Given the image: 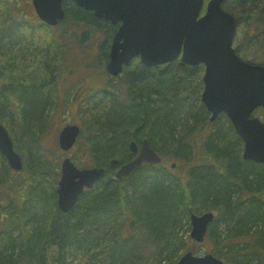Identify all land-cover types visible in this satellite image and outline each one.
<instances>
[{
	"label": "trees",
	"instance_id": "16d2710c",
	"mask_svg": "<svg viewBox=\"0 0 264 264\" xmlns=\"http://www.w3.org/2000/svg\"><path fill=\"white\" fill-rule=\"evenodd\" d=\"M9 2L0 0V123L17 140L16 149L28 140L37 150L28 147L27 155L21 154V171L11 169L5 158L6 171L0 177V264H73L77 254L82 257L76 264H174L187 245L181 235L183 222L190 228L191 212L206 211L216 213L207 239L230 249H220L222 253L233 251L232 262L219 250L213 251L216 256L228 264H263L258 258L264 254V163L243 158L244 143L225 113L210 122L201 100L195 99L197 105L191 100V79L201 78L203 66L177 61L178 68L161 69L160 74L146 65L133 69L127 74L130 95L123 101L114 88L100 90L109 97L108 105L91 108L83 117L97 135H81L88 144L84 153L90 152L106 171L68 213L60 210L61 171L39 138L49 126L52 108L64 109L67 101L57 100L59 86L22 66L20 59L26 62L27 54L42 58L27 34L34 35L40 27L27 25L16 13L19 8L11 9ZM64 6L66 17L59 24L69 20L72 27L82 26L80 34L72 29L78 42L101 36L105 57L119 23L98 18L71 0ZM224 7L238 21L237 53L241 56L243 48L252 45L264 50V0H225ZM69 36L67 31L64 37ZM49 59L58 61L57 56ZM223 117L228 129L218 124ZM260 117L264 120V108ZM202 135V145L196 147L194 137ZM145 137L161 157V146L173 142V155L188 164L184 175L167 168L162 157L161 163H144L129 176H118L110 160L116 157L121 164L133 159L129 142L141 143Z\"/></svg>",
	"mask_w": 264,
	"mask_h": 264
},
{
	"label": "water",
	"instance_id": "95a60500",
	"mask_svg": "<svg viewBox=\"0 0 264 264\" xmlns=\"http://www.w3.org/2000/svg\"><path fill=\"white\" fill-rule=\"evenodd\" d=\"M65 0H32L37 15L55 26L65 18ZM119 27L113 35L106 69L119 75L124 65L139 56L146 66H157L178 58L185 64L205 67L201 100L210 121L225 113L244 143L243 158L264 163V120L255 115L264 107V64L244 59L234 42L238 21L224 8L225 0H71ZM205 8V11H204ZM81 126L68 123L59 133V146L69 150L78 140ZM135 157L119 165L117 175L129 176L144 163L158 164L161 155L147 137L129 144ZM0 152L9 166L24 168L21 153L3 123H0ZM114 158L110 165H118ZM174 166V165H173ZM104 166L79 167L66 156L61 162L58 206L68 213L85 189H91L105 174ZM213 211L191 212V238L201 243L214 220ZM176 264H226L214 253L197 255L187 251Z\"/></svg>",
	"mask_w": 264,
	"mask_h": 264
},
{
	"label": "rangeland",
	"instance_id": "374dc122",
	"mask_svg": "<svg viewBox=\"0 0 264 264\" xmlns=\"http://www.w3.org/2000/svg\"><path fill=\"white\" fill-rule=\"evenodd\" d=\"M9 3L11 9H15L16 7L19 8L17 9L16 13L22 20L28 21L27 25L31 24L32 25L31 28H33L34 26H38L40 27L39 31L42 32V33H38L39 31H37L35 32L34 35H32L30 31L27 32V34L29 37L28 40L30 42H32L33 40V47L39 48L38 50L41 53H39L38 56L42 57L41 59H43L46 56V59L43 60L37 59V55L31 56L27 54L26 62L24 61L23 58L20 59V61L23 62L22 66L28 67L27 70H30L32 74L34 73L40 74L44 78L50 80L53 85L59 86L57 91L58 94L57 100L59 101V103L61 102L65 103V100L67 101V105L64 107V109H60L56 105L50 111L48 118L49 121L47 120L48 123L46 122V124H48L49 126L48 128H46L45 125L41 133V136L39 138L40 143L47 150L48 156L52 159L57 160V164L59 168L61 166L62 159L67 155L70 156L76 162V164L80 165L81 167L98 164L97 159L89 151H88L89 153H84V149L88 146L84 136L90 134H92L93 136L97 135V133L94 132V130H92L94 129V126L91 127V124L89 122L84 123L83 120L84 114L86 112L88 117L89 116L88 111L91 108L98 109L99 107V109L101 110L102 107H104V105H106L109 102V97L106 98L103 91L102 92L100 91L105 87H109L111 89L114 88L118 90L119 100L120 101L125 100L128 97V95H130L129 92L131 87L130 84L131 82L128 79L127 74H130L134 70L141 69L143 64H141L139 59H134L131 65L130 64L124 65L123 71L119 75L117 76L112 75L106 69V64L109 59L111 40L110 42H108V47H106V49L103 48V50L104 49L106 50V54L104 57V55L102 54L103 45H100L101 41L103 40V38L102 40L100 39L101 36L94 35L95 37L91 36V38H88L86 40L80 39V42H78V40H76L75 37L72 38V36L74 33L73 30L75 31L74 34L76 33L80 34L82 26L79 27V24L78 25L75 24V26L72 27L69 24V20H67L63 22L61 25L59 24L52 26V29L51 30L49 29L48 31L44 26L46 22L44 23V21L41 20L37 15L32 0H10ZM65 30H67L70 33L69 38L64 37L67 32ZM57 33H59V35H57ZM53 36L56 37V40L52 39ZM102 37H104V35H102ZM34 43L37 46H35ZM60 46L62 51L60 50ZM243 50L244 52L241 56L246 60L247 59L252 60V62L255 61L256 63L264 62V50L260 48L258 45L246 46L245 48H243ZM56 56L58 57V61L55 63L54 62L51 63L49 57L54 58ZM176 62L177 61L163 67H156V69L151 68L152 70L151 72L160 74L161 73L160 70L161 69L163 70L165 68H168V71H171L173 68H178ZM176 71L179 72L178 74H182L180 70H176ZM85 76L90 78V80L84 79L83 77ZM191 81L193 88L192 91L190 92L191 100L193 101L194 104L197 105L195 99L199 98L201 100V93L203 91L204 83L202 80V76L201 78L198 79H196V77H193ZM168 82L169 81H167V83ZM81 83L83 84L81 85ZM83 87H85L83 92H79V90L82 89ZM117 87H119L120 90ZM90 94H92V96H90ZM93 94L95 95L93 96ZM77 101L79 102L78 105H77ZM68 104L72 106H76L77 112L73 111L71 106ZM255 114L260 115V110H257ZM226 122H227L226 118L224 117L221 120H218V124L223 129H228ZM68 123L79 124L82 128V131H84L83 133L84 136L80 134V137L75 147L76 150L74 149V150L64 151L59 147L58 137L61 128ZM202 137H204V135H202L201 137L200 136L194 137L196 147L197 144L199 148L200 145H202L201 142L203 141ZM13 141L15 142L14 144H17L16 139H14ZM20 146H21L20 148L17 147V150L24 155H27L25 151L27 150L28 147L32 148V150H37V145L36 146H34V144L32 145V141H28V140L26 144H24V142L22 141ZM174 146L175 145L173 144V142L170 141L167 143V145H165V147L161 146V151H162L161 154H163L162 157L164 160L163 161L164 165L173 172H175L177 175L180 174L184 175V172L182 170L186 169V166L188 164H181L182 163L181 159L173 155L174 153H176V149L174 148ZM0 154H1L0 157V177H1L3 174H5L6 171L5 169L6 157L1 152ZM6 163L9 165L7 159H6ZM172 165H174V167H172ZM175 168H177L178 170H176ZM0 195H1V185H0ZM221 226L222 224L217 226L216 228L217 232L220 231V229L222 228ZM182 228H183V232L181 233V235L183 234V236L186 237L187 245L185 246V248H182L179 251L178 253L179 257L176 256L177 260L174 264H176L177 261L181 258V256L185 254L187 251H193V253L195 254L203 255L206 252H213L215 250L217 251L219 250V252L222 253L220 249L224 251L230 250L228 247L222 246L223 243L218 247L211 239H206V241L202 244L196 243L195 241L192 240L190 236L192 226L189 228V224L186 221L183 222ZM140 235L145 238V236L142 235V232L140 233ZM223 238L225 237H222V239ZM225 240L226 238L224 239V241ZM224 244L229 245L230 242ZM149 251L151 252L152 248H149ZM222 254L225 257H228L229 260L231 261L233 251H229L228 253H222ZM73 256H74L73 264H76L79 258L82 257V255L80 256L79 254ZM258 259H262L264 264V254L261 255ZM164 263H167V261L163 262V264ZM226 264L228 263L226 262Z\"/></svg>",
	"mask_w": 264,
	"mask_h": 264
},
{
	"label": "flooded vegetation",
	"instance_id": "af4514ba",
	"mask_svg": "<svg viewBox=\"0 0 264 264\" xmlns=\"http://www.w3.org/2000/svg\"><path fill=\"white\" fill-rule=\"evenodd\" d=\"M208 1V0H207ZM134 59H139V57H136V58H134ZM133 59V60H134ZM133 60L131 61V63L133 62ZM131 63H130V65H131ZM150 67V66H149ZM150 68H154V69H156V67H150ZM80 137V136H79ZM59 138V137H58ZM79 139V138H78ZM77 142H78V140H77ZM77 142L73 145V147L71 148V149H69V150H74L75 149V147H76V144H77ZM76 150V149H75ZM68 151V150H67ZM68 156V155H67ZM96 164H94V165H91V166H86V167H93V166H95ZM118 166H119V164L118 165H116L115 167H116V170H117V168H118ZM87 190V189H86Z\"/></svg>",
	"mask_w": 264,
	"mask_h": 264
},
{
	"label": "bare ground",
	"instance_id": "6f19581e",
	"mask_svg": "<svg viewBox=\"0 0 264 264\" xmlns=\"http://www.w3.org/2000/svg\"><path fill=\"white\" fill-rule=\"evenodd\" d=\"M114 158H116V157H114ZM114 158H112V159H114ZM112 159H111V160H112ZM111 160H110V161H111ZM109 163H110V162H109Z\"/></svg>",
	"mask_w": 264,
	"mask_h": 264
}]
</instances>
